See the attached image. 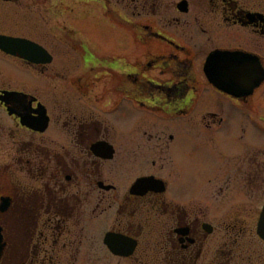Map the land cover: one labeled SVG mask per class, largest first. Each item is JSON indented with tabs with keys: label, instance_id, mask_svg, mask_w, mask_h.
Here are the masks:
<instances>
[{
	"label": "flooded vegetation",
	"instance_id": "flooded-vegetation-1",
	"mask_svg": "<svg viewBox=\"0 0 264 264\" xmlns=\"http://www.w3.org/2000/svg\"><path fill=\"white\" fill-rule=\"evenodd\" d=\"M0 46V264H264V0H0Z\"/></svg>",
	"mask_w": 264,
	"mask_h": 264
},
{
	"label": "water",
	"instance_id": "water-1",
	"mask_svg": "<svg viewBox=\"0 0 264 264\" xmlns=\"http://www.w3.org/2000/svg\"><path fill=\"white\" fill-rule=\"evenodd\" d=\"M209 65V64H208ZM230 88H227L229 90L228 93L232 94L233 96L236 95V97L240 96L241 94L239 93H236V84H231V85H228ZM258 235H260L263 239H264V208H263V211H262V214H261V217L259 219V222H258Z\"/></svg>",
	"mask_w": 264,
	"mask_h": 264
},
{
	"label": "rangeland",
	"instance_id": "rangeland-1",
	"mask_svg": "<svg viewBox=\"0 0 264 264\" xmlns=\"http://www.w3.org/2000/svg\"><path fill=\"white\" fill-rule=\"evenodd\" d=\"M202 165H204V164L201 162V166H202ZM195 166H198V165H197V164H194V166H193V167H195Z\"/></svg>",
	"mask_w": 264,
	"mask_h": 264
}]
</instances>
